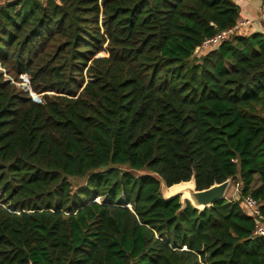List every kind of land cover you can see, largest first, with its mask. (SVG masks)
Here are the masks:
<instances>
[{"label":"trees","instance_id":"obj_1","mask_svg":"<svg viewBox=\"0 0 264 264\" xmlns=\"http://www.w3.org/2000/svg\"><path fill=\"white\" fill-rule=\"evenodd\" d=\"M238 19L232 0H0V264H264L242 201L264 215V34L200 48ZM155 176L241 192L199 211Z\"/></svg>","mask_w":264,"mask_h":264},{"label":"built area","instance_id":"obj_2","mask_svg":"<svg viewBox=\"0 0 264 264\" xmlns=\"http://www.w3.org/2000/svg\"><path fill=\"white\" fill-rule=\"evenodd\" d=\"M259 18L264 21V1L262 0V5L260 7ZM252 20L239 18L234 26L216 33L214 36L203 40L201 43V49H207L214 47L219 43L225 41L232 35L247 34V30L250 27ZM233 196L231 200H234L236 195L241 192V184H235L233 186ZM98 202V200L96 199ZM243 206L245 213L250 216L254 221L255 225L252 231L253 237H260L264 239V215L261 213L260 206L261 204L252 198L251 196L243 197Z\"/></svg>","mask_w":264,"mask_h":264},{"label":"water","instance_id":"obj_3","mask_svg":"<svg viewBox=\"0 0 264 264\" xmlns=\"http://www.w3.org/2000/svg\"><path fill=\"white\" fill-rule=\"evenodd\" d=\"M198 52H199V48H197L195 50L194 54L196 55ZM155 177H157V176H155ZM157 179L160 181V184H162V186L165 188V190H167L173 186L179 185L181 183H191L192 187L187 192L190 196V200L182 198L183 194H180V193H175V194H172L170 196H163V197L166 200H169V199H172L175 197H180L181 203H182V201L188 202L193 208H195L199 211H202L205 208H209L210 206H212V204H214L218 200L225 199V195H226V193H227V191L231 185V180L228 179L221 184H214L211 187H209L208 189H204V190L199 191L196 189L193 177L188 182H181L179 184L172 185L171 187H167L159 177H157ZM182 204H184V203H182Z\"/></svg>","mask_w":264,"mask_h":264},{"label":"crops","instance_id":"obj_4","mask_svg":"<svg viewBox=\"0 0 264 264\" xmlns=\"http://www.w3.org/2000/svg\"><path fill=\"white\" fill-rule=\"evenodd\" d=\"M239 7V18H245L252 20L250 27L246 31L247 34H251L254 32H260L264 34V21L259 18L260 7L262 5V0H232ZM233 186L229 191V196L225 195L226 199H232L233 196ZM228 194V191L227 193Z\"/></svg>","mask_w":264,"mask_h":264},{"label":"bare ground","instance_id":"obj_5","mask_svg":"<svg viewBox=\"0 0 264 264\" xmlns=\"http://www.w3.org/2000/svg\"><path fill=\"white\" fill-rule=\"evenodd\" d=\"M191 187H192L191 183H181L167 190H164L163 195L170 196L175 193H180V194H183L182 198L190 200V196L187 192Z\"/></svg>","mask_w":264,"mask_h":264},{"label":"rangeland","instance_id":"obj_6","mask_svg":"<svg viewBox=\"0 0 264 264\" xmlns=\"http://www.w3.org/2000/svg\"><path fill=\"white\" fill-rule=\"evenodd\" d=\"M123 170H127L126 168H122ZM141 174H145L144 172H138L137 175H141ZM73 182V184H77V185H83L84 184V180H71ZM231 185H234V183L232 182ZM165 188L162 186L161 184V194L163 195ZM232 188L230 187L228 189V194H226V196H229V191H231ZM164 196V195H163ZM98 202L101 201V199H97ZM182 203H184V201H182Z\"/></svg>","mask_w":264,"mask_h":264}]
</instances>
